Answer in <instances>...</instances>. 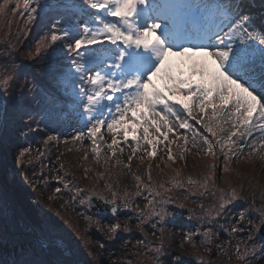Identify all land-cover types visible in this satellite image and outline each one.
Segmentation results:
<instances>
[{
  "label": "rangeland",
  "instance_id": "obj_1",
  "mask_svg": "<svg viewBox=\"0 0 264 264\" xmlns=\"http://www.w3.org/2000/svg\"><path fill=\"white\" fill-rule=\"evenodd\" d=\"M65 3V0H47L51 7ZM256 16H260L258 19L264 16V9ZM10 18L9 13L6 19L0 17V76L7 71L12 77L6 94L11 103L9 122L15 125L9 127L0 143V183L13 194L9 203L6 199L11 208L12 229L19 224L17 226L29 232L35 228L41 234L45 231L60 236L68 242L61 245L63 250L68 254L75 253L82 264H150L143 257L151 246L149 240L158 243L164 236L162 242L165 241L166 248L171 251L165 264H177V256L180 257L179 264H188V259L193 257L192 264H264V252L260 251L264 247V240L257 232V225L264 220V147L242 142L239 139V124L233 127L232 123L212 120L211 126L217 132L213 136L205 126H198L189 119L188 114L183 113L170 117L178 122L171 123L169 120L173 131L168 134L167 140L159 136L161 142L156 144V155L148 157L153 162L152 166L141 159L149 156L153 150L143 139V132L140 135L137 131L138 140H130L132 133L129 131L127 141L123 131L116 133L120 143L115 146V155L108 147L114 135L111 132V137L106 140V149L100 148L97 154L93 148L98 144H90L83 138L74 139L77 128L84 136L89 135L84 120L78 117L75 104L71 110L67 109L58 125L53 122L56 112L53 110L50 121L42 129L25 133L19 121L25 115H19V112L27 105L29 87L21 89L20 85H29V71L38 68L39 62L32 60L34 50L29 45L33 44V37L28 30L24 31V26L10 30V33L6 30L11 28ZM24 32L30 38L27 48L24 47ZM14 33L16 40L9 44L5 38ZM16 69L19 75L14 74ZM211 115V108L206 114L200 113L198 108L194 109V118L203 120L204 125L209 123ZM184 121L189 124L188 129L179 127ZM73 127L75 132L71 130ZM165 130L161 128V131ZM232 131L237 132L232 136L235 141L231 143L232 159L244 157L252 165L239 163L238 166L234 164L230 172L217 171L206 159L209 144L204 137L207 136L213 146L216 140L224 143ZM150 132L153 136L158 135L154 128ZM89 137L93 140V137ZM26 145L44 153V157L35 164V169L27 157L17 159L21 147ZM169 149L175 156L186 152L193 159L187 161L183 168L173 169L160 163ZM253 165L258 166V170H254ZM61 177H65L64 182H68L70 188H58L57 180ZM137 177L140 179L137 180ZM169 180L182 188L191 182H208L207 186L211 185L207 189L212 190L215 186L218 195L209 197L204 194L207 191L201 193L198 190L191 193L179 189L178 192L165 184ZM2 191L4 193V189ZM157 192L161 196H156ZM92 193H98L109 201L115 200L120 208L116 215L97 218L87 214L86 201ZM150 200L153 204H149ZM225 200L231 202L218 214L219 205ZM125 201L128 207L124 206ZM197 202L198 208L203 205L202 209L191 205ZM234 202H238L237 205ZM16 205L20 210L18 222L13 219ZM241 212L245 213L242 220ZM116 223L120 224V228L111 232V226ZM138 224L140 227H137ZM208 229L211 231L206 236ZM189 234L191 241L184 239ZM23 243L32 244L33 241H24L21 236L8 240L1 235L0 264L12 263ZM38 245L35 243L34 248ZM245 249H249L247 256L239 259L238 256L243 255ZM57 256L56 262L60 260ZM128 259L131 260L126 261ZM151 260L153 264H159L156 257Z\"/></svg>",
  "mask_w": 264,
  "mask_h": 264
},
{
  "label": "snow or ice",
  "instance_id": "obj_2",
  "mask_svg": "<svg viewBox=\"0 0 264 264\" xmlns=\"http://www.w3.org/2000/svg\"><path fill=\"white\" fill-rule=\"evenodd\" d=\"M11 3H0V17L7 18ZM20 7V0H16L11 11ZM50 7L42 0H23L24 12L18 14L26 13L25 22L31 23L39 17V10ZM58 7L60 10L44 25L47 31L37 42L35 53L64 50L68 63L59 75L71 87L78 117L93 138L103 139L101 129L105 126L114 134L108 145L113 155L120 143L116 133L123 131L127 141L131 131L132 139L138 140L136 133L142 129L143 139L153 149L149 155L155 156L159 136L167 140L173 131L168 117L176 115V105L189 116L194 108L205 114L211 108L205 127L213 136L217 132L211 121L223 116L233 121V127L244 126L240 135L251 134L257 127L264 133V16L257 21L244 0H82ZM11 80L7 71L0 76V94L7 92ZM24 115L28 118L24 127L30 128L32 123L39 127L40 121L34 119L38 113L25 110ZM179 127L188 129L189 124L184 121ZM152 128L158 135H152ZM83 135L76 130L74 139ZM235 135L236 131L230 132L221 150L235 143ZM184 139L187 142V137ZM204 141L211 153L207 136ZM99 150V145L93 148L97 154ZM28 152L22 149L17 159ZM168 155L172 159L171 149ZM224 158H228L227 153ZM230 202L221 203L218 214ZM112 203L111 211L116 213L115 200ZM124 206L128 207L127 201ZM239 215L244 219V212ZM257 227H264V221ZM119 228L116 223L110 231ZM184 239L191 241L192 237L189 234ZM248 251L238 258L244 259ZM260 251L264 252V247ZM175 260L179 264L180 257Z\"/></svg>",
  "mask_w": 264,
  "mask_h": 264
},
{
  "label": "trees",
  "instance_id": "obj_3",
  "mask_svg": "<svg viewBox=\"0 0 264 264\" xmlns=\"http://www.w3.org/2000/svg\"><path fill=\"white\" fill-rule=\"evenodd\" d=\"M2 3L3 0H0ZM16 0H12V3L10 4L9 8H15ZM21 7L20 9L17 10V12H13L9 10V15L11 16L10 18V25L11 28H6L8 33H10V30L12 29H19L21 27H25V30L29 31V34L31 37H33V44H30V38H28V35L26 36V33L24 32V42L25 45L24 47L27 48L32 47L34 50V54L32 55V60L34 62H39V67L35 68L33 70L29 71L28 74V79H29V85H32V87L28 88V102L27 105L19 112V115H24L25 110H30L32 112L38 113L39 115L34 116V119L41 121V117H43L46 114V110L48 108V105L53 102H57L59 96H63L62 98L67 101V99L62 95L61 92V84L59 82V76H58V71L57 69L50 70L49 66L54 67V65H57L59 61H54L57 56H59V53H56L52 51L51 49H42L39 54L35 53V49L37 46V42L41 39L43 34V29L44 25L47 23L48 18L55 14L56 11H46V10H39L40 15L36 19L33 20L31 23H26V13L24 15H20L18 13L24 12L23 9V0H20ZM35 6V5H33ZM15 33L8 36L5 38V41L8 42L9 44H12L15 42ZM15 69V68H14ZM16 75H19L18 69H16ZM23 71V70H22ZM5 98L7 100V110H6V122L9 126H13L15 124L9 122L11 119V113H9V107L11 105L8 94L4 93ZM37 101L39 103H37ZM27 116H24L22 119H19V121L22 123L21 126L24 127L25 122H27ZM36 127L35 123H32L30 125V128ZM26 129H30L29 127H25ZM25 157H27L31 167L35 169V157L32 155L31 149H29V152L26 153ZM216 159H218L220 162H217ZM214 159V169L217 171H227L230 172L232 168L228 167L227 161H221V158ZM175 160L172 159H165L164 164L167 166L172 165V168L175 166ZM182 165V163H180ZM213 170V171H216ZM13 176V175H12ZM210 181H213L210 180ZM209 181V182H210ZM165 184H168L169 187H173L174 190H177L180 192L179 189L181 190H186V192H191L193 193L194 190H198L201 193L206 194L209 197H213L215 195H218V192H215V186H213L212 190L207 189L210 185L207 186L208 182L206 184H201L198 182H191L189 185L185 186L182 188L181 185H177L172 183L170 180L165 182ZM215 185V183H214ZM1 191H0V234L4 236V238L8 240H16L18 236H21V238L26 241L28 240L25 235H15L13 232V229L11 228L12 223L10 220V205L6 202V196L5 193H3L2 189V184L0 183ZM164 190V189H163ZM192 195V194H191ZM194 196V195H193ZM198 198V197H197ZM209 199V198H208ZM211 200V199H210ZM238 202H234V205H237ZM192 206L195 208L199 207V204L192 203ZM203 205L201 204V207L198 209H202ZM95 217V216H92ZM44 234H41L42 238L46 240H63L60 238V236H53L51 234H48L47 232H43ZM216 232H214V237H215ZM46 235V236H45ZM62 237V236H61ZM52 238V239H51ZM165 238L162 237L160 242H151V246L149 247L148 251L143 254L144 259H146L150 264H153V261L151 260L152 257H156V262L159 260V264H165L167 260H169L171 251H169L166 248V242L162 240ZM67 241V240H66ZM40 241H33L32 244H27L23 243V247L21 248L19 253H16L14 256V261L10 264H64V263H59L55 261L56 254L55 253H50L48 250L42 245ZM35 243L38 245L37 248H34ZM68 243V242H67ZM41 247V248H40ZM159 250V251H158ZM209 253V252H208ZM211 253V252H210ZM27 254V255H26ZM145 254H148L145 256ZM194 254V253H193ZM1 255V254H0ZM195 257H193L194 259ZM193 259L189 258L188 259V264L193 261ZM131 259H128L126 261H129Z\"/></svg>",
  "mask_w": 264,
  "mask_h": 264
},
{
  "label": "bare ground",
  "instance_id": "obj_4",
  "mask_svg": "<svg viewBox=\"0 0 264 264\" xmlns=\"http://www.w3.org/2000/svg\"><path fill=\"white\" fill-rule=\"evenodd\" d=\"M246 2H251V0H244ZM258 5L255 4V6L251 4V7L249 9L250 13L253 14V13H256L258 11V8L259 9H264V0H255ZM260 4H262V6H260ZM173 59H176V58H173ZM179 108L177 106H175L174 108V111L176 112H179ZM217 119H220L223 123L225 124H229V123H232L233 124V121L232 120H228L227 116H223V117H218ZM235 119V118H234ZM254 122L255 119H254ZM244 132V126L241 127V133ZM0 133H1V130H0ZM101 134L103 136V139H99V138H96V141L100 142L102 144V146L104 147L105 146V143L104 141L106 140V136L107 135H110V131L107 130L106 126L105 127H102L101 129ZM101 134H98V137L101 135ZM264 135V133L261 132V129L259 127H257L256 129H254L252 131L251 134H247V133H244L243 135H239V139L242 140L243 142L245 143H248L250 145H254V146H261V147H264V144L261 143V136ZM91 142V141H89ZM0 165H1V161H0ZM10 197L13 199V194L12 193H9ZM16 210H17V213L14 215V221L17 220L18 222V213L20 212L18 206L16 205ZM19 228H22V226H20ZM37 232V230L34 228L33 231H31V233L35 234ZM50 249L54 250L55 252H57L62 258H65V259H70L71 256H69L62 248L61 245H52L49 247Z\"/></svg>",
  "mask_w": 264,
  "mask_h": 264
},
{
  "label": "water",
  "instance_id": "obj_5",
  "mask_svg": "<svg viewBox=\"0 0 264 264\" xmlns=\"http://www.w3.org/2000/svg\"><path fill=\"white\" fill-rule=\"evenodd\" d=\"M0 102L2 104V107L0 108V130H2V126H3V115H4V111H5V101L2 97V94H0ZM5 195L7 200H9L10 195L9 193H11V191L4 185L2 184ZM90 202V207H89V211L90 212H94L96 214H105V213H111V214H115L111 211V208L113 206V203H109L107 202L104 198L102 197H97V196H93L89 199ZM116 205V204H115ZM117 206V205H116ZM14 212H13V218L14 215L17 213L16 208L14 207ZM17 221V220H15ZM17 227V224H16ZM258 232L263 236L264 238V227H260ZM26 234H32V233H26ZM37 235L35 236V238H37L38 240H40L42 242V244L44 246H46V248H49L52 245H58V243L62 244V241H52V240H42L39 236V232L36 233ZM71 263L72 264H80L77 257L74 255H71Z\"/></svg>",
  "mask_w": 264,
  "mask_h": 264
}]
</instances>
